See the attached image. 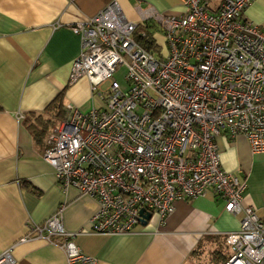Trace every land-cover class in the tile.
Instances as JSON below:
<instances>
[{
  "label": "built area",
  "instance_id": "obj_1",
  "mask_svg": "<svg viewBox=\"0 0 264 264\" xmlns=\"http://www.w3.org/2000/svg\"><path fill=\"white\" fill-rule=\"evenodd\" d=\"M252 2L218 0L211 11L207 0H182L178 17L151 11L166 57L134 40L147 19L128 21L115 1L71 27L81 51L70 83L87 79L103 106H66L43 159L63 193L75 188L96 200L93 233L130 235L141 211L164 222L177 202L211 195L240 217L239 229L222 235L225 264H264V223L242 205L246 179L222 170L216 142L241 136L252 155H264V29L244 17ZM122 65L127 91L113 78ZM62 210L30 233L58 247L66 264H97L77 246L80 234L65 231ZM10 252L0 264L14 263Z\"/></svg>",
  "mask_w": 264,
  "mask_h": 264
},
{
  "label": "crops",
  "instance_id": "obj_2",
  "mask_svg": "<svg viewBox=\"0 0 264 264\" xmlns=\"http://www.w3.org/2000/svg\"><path fill=\"white\" fill-rule=\"evenodd\" d=\"M114 1L134 23H153L151 11L176 17L186 11L182 0H0V256L11 249L13 264H66L58 247L29 231L63 207L65 231L80 234L77 246L97 264H222V235L240 226V217L225 212L222 200L208 195L180 201L164 222L153 214L130 235H99L90 222L98 211L96 200L75 188L63 193L43 159L47 135L62 121L51 106L58 97L64 108L81 112L103 106L87 79L70 83L81 51L71 27ZM207 3L215 11L218 0ZM244 17L264 29V0H253ZM31 125H45L40 143ZM216 142L222 170L246 179L242 205L264 223V189L255 186L264 178L257 155L241 136L224 135ZM24 238L28 241L22 243ZM222 253L227 256L226 247Z\"/></svg>",
  "mask_w": 264,
  "mask_h": 264
},
{
  "label": "trees",
  "instance_id": "obj_3",
  "mask_svg": "<svg viewBox=\"0 0 264 264\" xmlns=\"http://www.w3.org/2000/svg\"><path fill=\"white\" fill-rule=\"evenodd\" d=\"M159 29V28H158ZM157 30V26L149 21H146L144 23V27H141L137 30V32L134 35V40L140 45L142 46L146 51L151 52L155 55H162L163 54L160 52V47L157 46L156 44V40L153 38V33ZM143 33L144 36L141 37L140 34ZM61 97H58L55 102L53 103V105H51L53 108V110H55L54 112V116L57 119H64L65 113H64V107L60 102ZM45 125H43L42 127L40 126H34L31 125L29 126V129L33 135V137L36 139L37 143H40L42 135L44 134V130H45ZM44 128V129H43ZM219 256L221 257V262L222 264H225L228 260V257L225 256V254H223L222 252L218 253Z\"/></svg>",
  "mask_w": 264,
  "mask_h": 264
},
{
  "label": "rangeland",
  "instance_id": "obj_4",
  "mask_svg": "<svg viewBox=\"0 0 264 264\" xmlns=\"http://www.w3.org/2000/svg\"><path fill=\"white\" fill-rule=\"evenodd\" d=\"M153 37L156 40L157 46L160 47V52L163 54L164 57H166L167 46H166L164 34L162 33V31L160 29L157 28V30L153 33ZM126 73H127L126 67L124 65H122V66L118 67V69L116 70V72L113 75L114 80H116L119 83V85L123 91L128 90V84L125 81ZM106 87H107V85L104 84L100 87V89L102 91H104L106 89ZM256 157H258V160H256V167L259 169L261 174L264 176V155H257ZM255 186L258 188L264 189V178L263 179H257ZM219 249H220V252H224L225 247L223 245H220ZM209 255H208V258H206V261L207 260L209 261ZM227 256H228V254H227Z\"/></svg>",
  "mask_w": 264,
  "mask_h": 264
},
{
  "label": "water",
  "instance_id": "obj_5",
  "mask_svg": "<svg viewBox=\"0 0 264 264\" xmlns=\"http://www.w3.org/2000/svg\"><path fill=\"white\" fill-rule=\"evenodd\" d=\"M140 217H141L140 223L145 224L147 221H149L151 219L152 215L151 214H145L144 211H141Z\"/></svg>",
  "mask_w": 264,
  "mask_h": 264
}]
</instances>
